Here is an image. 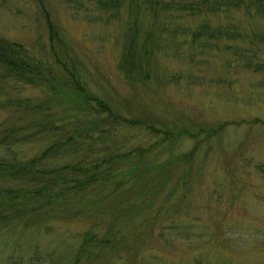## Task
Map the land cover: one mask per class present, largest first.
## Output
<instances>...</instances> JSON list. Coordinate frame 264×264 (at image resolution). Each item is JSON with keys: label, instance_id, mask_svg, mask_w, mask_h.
I'll return each instance as SVG.
<instances>
[{"label": "rangeland", "instance_id": "374dc122", "mask_svg": "<svg viewBox=\"0 0 264 264\" xmlns=\"http://www.w3.org/2000/svg\"><path fill=\"white\" fill-rule=\"evenodd\" d=\"M130 12L128 3L84 11L67 0H0V38L23 43L59 72L57 92L0 70V126L21 113L1 101L43 89L52 91L57 117H79L81 97L61 83L53 45L85 72L89 90L160 129L122 126L125 148L150 150L123 163L120 173L135 168L128 177L75 202V216L23 211L3 221L0 264H264V14L243 4L228 5L233 18L219 11L170 20L181 28L161 29L153 79L132 83L119 68ZM152 17L145 13L142 25L167 21ZM205 22L233 32L194 35ZM164 129L183 133L163 139ZM13 147L22 158L41 148Z\"/></svg>", "mask_w": 264, "mask_h": 264}, {"label": "trees", "instance_id": "16d2710c", "mask_svg": "<svg viewBox=\"0 0 264 264\" xmlns=\"http://www.w3.org/2000/svg\"><path fill=\"white\" fill-rule=\"evenodd\" d=\"M67 1L84 11H92L95 7L114 10L125 3L129 4L132 17L121 51L119 68L132 83L153 79L151 60L161 42V32H170L172 29L178 33L181 28L170 20L188 15H202V18L208 19V13L219 16V11L233 18V15L227 13L228 5L243 4L253 7L255 13L264 14V0ZM145 13H151L152 19L157 20L160 14H164L167 21L160 24L161 28L143 26L144 22L140 20ZM220 24L215 29L210 23H201L194 35L232 34L233 30H224V25ZM52 52L62 71L64 81L61 83L68 91L81 97L75 107L80 113L77 119L72 114L56 116L57 109L51 104L55 100L48 96L52 91H57L55 81L59 72L54 71L53 65L36 56L23 43L0 38V70L4 76L13 77V81L18 83H37L52 89H43L37 95L17 94L1 101L21 113L0 126V145L6 149L5 154L0 156V224L21 216L23 211L45 216L50 214V217L75 216L78 214L75 202L81 203L90 195L96 196L109 183L128 177L129 170L135 168L120 173L123 163L130 161L129 164H134L137 157L145 158L150 150L149 146L138 145L125 148L120 135L117 136L122 126L140 124L154 133L160 130L149 118L127 116L114 102L89 90L86 87L88 78L85 72L72 66L68 58L60 57L53 45ZM182 133V130L164 129L161 136L169 139L173 134ZM17 141L38 143L40 151L30 157H19L13 147ZM8 180L18 182L9 184Z\"/></svg>", "mask_w": 264, "mask_h": 264}]
</instances>
